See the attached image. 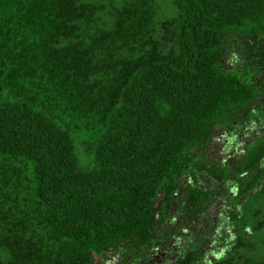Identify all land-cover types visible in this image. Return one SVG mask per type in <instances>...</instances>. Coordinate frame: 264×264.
Listing matches in <instances>:
<instances>
[{
  "label": "trees",
  "instance_id": "obj_1",
  "mask_svg": "<svg viewBox=\"0 0 264 264\" xmlns=\"http://www.w3.org/2000/svg\"><path fill=\"white\" fill-rule=\"evenodd\" d=\"M172 2L159 18L157 0H0V264H264L242 231L207 249L229 229L225 211L209 220L213 194L264 190V136L200 159L233 114L264 117V0ZM233 33L242 71L224 64ZM200 168L222 184L188 190L181 218L203 231L170 227L168 248L181 181Z\"/></svg>",
  "mask_w": 264,
  "mask_h": 264
},
{
  "label": "rangeland",
  "instance_id": "obj_2",
  "mask_svg": "<svg viewBox=\"0 0 264 264\" xmlns=\"http://www.w3.org/2000/svg\"><path fill=\"white\" fill-rule=\"evenodd\" d=\"M159 18L171 16L175 13L176 7L173 4L172 0H157ZM227 48L224 58V64L236 71H242L246 68L247 61H249L245 52V41L238 36V34L233 33L229 35L227 39ZM246 56V57H245ZM253 117L250 116L249 112L246 110L239 111L238 113L233 114L231 117L219 124V130L216 134L215 139L211 143L210 150L202 155L201 165L211 168L213 165H219V163H226V154L235 153L234 149L245 150L251 146L255 138L264 136V117H259L258 121L253 123ZM226 128L232 129V136L230 139H233L235 142L230 147L226 146ZM194 167H197L194 165ZM197 181L194 182L190 177L184 176L181 181V191L178 194V219L175 218L173 225H168V233L165 238L166 245H171L168 243V239L176 236V232H173L171 228L181 230L182 232L190 233L192 231H203L204 223L193 222L188 224V220H183L184 212V202L187 196L188 190L194 185H201L206 188L214 189L215 187H220L222 183L218 182L217 179L205 169H199L197 174ZM264 182V177H263ZM236 204L238 207V216L241 226H229L231 225L230 219L226 217V205L234 210L233 204ZM210 212L208 214L210 221H215L218 218L219 212L225 211V222L228 221L229 229L226 230L225 227L221 229H215L212 234L209 235L211 242L207 244V249L209 254H214L219 256L225 253L226 249L229 247L231 241L235 238L236 231H242L245 236L249 239L255 240V245L251 250L257 257L264 256V227L259 231H254L252 226L255 219L260 218L264 214V190L257 191L253 195L239 197L236 196L235 192L230 191H220V193L213 194L212 199L209 202ZM262 211L261 215L258 217L256 213ZM176 216V217H177ZM184 218V217H183ZM180 220L185 223H181ZM188 224V225H186ZM171 227V228H170ZM224 231V233H221ZM204 235V234H203ZM150 260H154L155 256L153 254L144 256L141 260H135L132 253H118L100 264H148ZM154 262V261H153Z\"/></svg>",
  "mask_w": 264,
  "mask_h": 264
}]
</instances>
